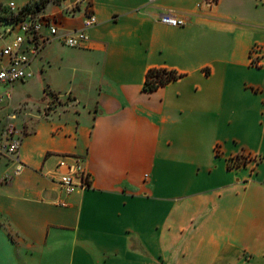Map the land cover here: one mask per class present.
Masks as SVG:
<instances>
[{"label":"crops","instance_id":"crops-1","mask_svg":"<svg viewBox=\"0 0 264 264\" xmlns=\"http://www.w3.org/2000/svg\"><path fill=\"white\" fill-rule=\"evenodd\" d=\"M74 1L47 0L57 37L17 81L50 73L42 104L0 87V132L25 130L20 174L3 179L0 153V264H264V67L249 64L264 0H89L97 23L69 47ZM151 68L177 78L145 91ZM242 153L259 160L230 166ZM61 156L83 161L89 188L64 193Z\"/></svg>","mask_w":264,"mask_h":264},{"label":"built area","instance_id":"built-area-1","mask_svg":"<svg viewBox=\"0 0 264 264\" xmlns=\"http://www.w3.org/2000/svg\"><path fill=\"white\" fill-rule=\"evenodd\" d=\"M154 0H149L153 2ZM212 2L213 0H209ZM78 3H84L85 16L82 27L79 30L64 33L60 40L69 47H80L86 40V30L97 23L89 0H75L66 8L65 12L73 14ZM1 4V3H0ZM158 19L161 23L170 26H182L184 21L172 10H163L159 13ZM48 31L47 34L43 30ZM58 21L56 14H46L38 10L34 2H27L22 6L10 1L0 6V41L10 37L9 41L0 47V87L5 86L6 96H10L12 85L17 81H23L31 77L30 65L39 55L41 49L54 37H57ZM249 64L253 67H264V46L255 44L249 52ZM171 71V70H167ZM67 96V95H65ZM0 94V101H1ZM61 102L58 95L51 96L52 103ZM25 136L23 127L14 123H7L0 132V153L13 164L12 173L4 175L5 181L13 175H18L23 169L20 159V149ZM218 153V147L215 148ZM250 160H259V156L249 153H242L239 156L230 158V166H238ZM58 169H63L58 184L66 194L76 190L90 187L91 177L85 168L83 161L75 156H61Z\"/></svg>","mask_w":264,"mask_h":264},{"label":"rangeland","instance_id":"rangeland-1","mask_svg":"<svg viewBox=\"0 0 264 264\" xmlns=\"http://www.w3.org/2000/svg\"><path fill=\"white\" fill-rule=\"evenodd\" d=\"M5 1H6V3L12 1L16 5H18L17 3L20 0H5ZM39 73H40L39 69L38 70L36 69V76L34 77V79L32 81H30V82H26L25 84H22V83H19V82L14 83L12 94L21 96V99L22 98L24 99V96L28 94V95L31 96V99H30L31 103H34L36 105L42 104V102L40 101V98L42 96V89L44 87H46V84H45L46 79L49 80L51 78V75H50V73H48L45 76V79H43L39 75ZM3 127H2V129H3ZM23 129H24V127H23Z\"/></svg>","mask_w":264,"mask_h":264},{"label":"trees","instance_id":"trees-1","mask_svg":"<svg viewBox=\"0 0 264 264\" xmlns=\"http://www.w3.org/2000/svg\"><path fill=\"white\" fill-rule=\"evenodd\" d=\"M33 2L38 10H42L47 0H38ZM176 78H177V74L174 71H167L166 69L163 68H151L148 70L146 74L143 89L145 91H153L157 89L159 86L164 85Z\"/></svg>","mask_w":264,"mask_h":264}]
</instances>
